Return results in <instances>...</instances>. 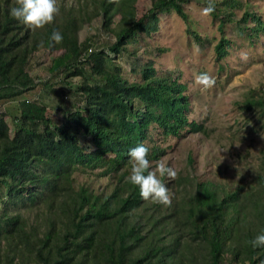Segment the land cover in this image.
<instances>
[{"label":"trees","instance_id":"trees-1","mask_svg":"<svg viewBox=\"0 0 264 264\" xmlns=\"http://www.w3.org/2000/svg\"><path fill=\"white\" fill-rule=\"evenodd\" d=\"M138 1L59 7L52 24L33 31L10 16L16 0H0V264H264V248L249 243L264 232V151L249 184L228 189L188 182V189L178 178L183 195L169 206L143 200L126 179L129 150L148 146L152 131L164 140L204 132L189 120L180 75L160 73L152 58L142 62L136 47L172 14L204 44L183 6L193 1L205 7L208 0H151L141 17ZM213 2L210 17L220 32L229 22L251 48L264 39V16L249 4ZM96 19L110 40L80 41V31ZM54 30L62 43L52 41ZM234 46L223 35L216 60L224 61ZM39 52L52 56L45 80L30 73ZM50 94L57 96L55 107L46 102ZM240 107L264 121V86L250 91ZM148 147L149 160L164 152L160 145ZM95 170L116 179L110 193L74 186L76 173ZM34 210L41 211V225L23 214Z\"/></svg>","mask_w":264,"mask_h":264},{"label":"rangeland","instance_id":"rangeland-1","mask_svg":"<svg viewBox=\"0 0 264 264\" xmlns=\"http://www.w3.org/2000/svg\"><path fill=\"white\" fill-rule=\"evenodd\" d=\"M238 1L249 4L250 10L264 16V0ZM91 4V0H71L68 6L69 0H57L58 7L66 9H76L79 5L90 8ZM136 8L138 17H141L151 9V0H139ZM203 8L193 1L183 6L191 28L203 34L204 44L195 42L186 31L187 24L176 14H172L161 17L159 31L136 47L137 56L142 62L152 58L160 73H166L173 79L180 75L181 82L187 85L189 120L201 124L204 130L202 133H186L182 138L166 140L157 131H152L151 139L146 142L148 146L156 144L164 148V152L157 159L150 160L153 167L155 162L164 158L178 173L175 180L161 178L168 187L171 201L183 195L175 183L178 178L186 180L182 185L188 189L191 186L188 182L209 181L228 189L239 184H249L264 151L263 119L240 107L250 91L264 86V39L259 40L255 48H251L235 24H225L222 33L219 31L218 22L202 14ZM243 12L244 10L236 12L238 19ZM223 35L233 40L235 46L230 49L226 59L220 62L216 60L214 48ZM93 36L99 37V43L110 40L100 32V19L86 25L79 33V40ZM161 49L166 52L158 53ZM241 51L247 53V60L240 59ZM51 58L46 52L36 53L32 60L31 75L40 80L47 79L49 74L46 68ZM120 62L124 72L130 74V67L123 61ZM221 64L224 70L218 72ZM205 72L215 79V85L210 89H203L194 83V77ZM29 97L36 96L32 93ZM46 102L55 107L57 96L50 94ZM15 105V102L11 104ZM74 178L76 189L86 187L98 194H108L116 186L115 178L100 176L99 170L76 173ZM37 211L39 210L23 214L31 224H35L37 220L41 225L40 216L38 219L36 217L42 210Z\"/></svg>","mask_w":264,"mask_h":264},{"label":"clouds","instance_id":"clouds-1","mask_svg":"<svg viewBox=\"0 0 264 264\" xmlns=\"http://www.w3.org/2000/svg\"><path fill=\"white\" fill-rule=\"evenodd\" d=\"M109 2L118 4L119 0H109ZM70 4L71 0H69L68 6ZM59 11L57 0H16V6L10 8L9 14L13 19L36 31L52 24ZM214 11L213 0H208L207 6L202 9V14L210 16ZM51 39L56 44H60L63 41V36L60 31L54 30ZM239 55L241 60L248 58L246 52L241 51ZM194 83L203 89H210L215 85V79L205 72L196 75ZM149 152L150 148L144 143L129 150L131 171L126 179L132 185L138 186L139 195L143 200H151L154 203L169 206L172 202L171 196L168 187L161 178L167 177L170 180H175L178 173L164 158L155 162L153 167V163L148 159ZM249 243L254 249L264 248V232L256 235Z\"/></svg>","mask_w":264,"mask_h":264}]
</instances>
